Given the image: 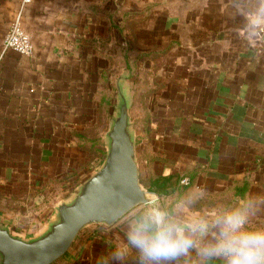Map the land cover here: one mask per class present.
Instances as JSON below:
<instances>
[{
    "label": "crops",
    "instance_id": "obj_1",
    "mask_svg": "<svg viewBox=\"0 0 264 264\" xmlns=\"http://www.w3.org/2000/svg\"><path fill=\"white\" fill-rule=\"evenodd\" d=\"M257 2L167 0L169 59L152 91L155 125L148 111L152 140L143 141L141 160L136 143L146 189L175 198L203 188L204 212L264 194V25L254 36L248 24ZM154 7L155 0H0V223L38 233L84 171L98 166L113 116L112 57L125 36L117 38L116 14L119 25L138 24ZM19 14L31 57L3 52ZM250 227H264V214ZM121 235L91 225L54 264H96Z\"/></svg>",
    "mask_w": 264,
    "mask_h": 264
},
{
    "label": "clouds",
    "instance_id": "obj_2",
    "mask_svg": "<svg viewBox=\"0 0 264 264\" xmlns=\"http://www.w3.org/2000/svg\"><path fill=\"white\" fill-rule=\"evenodd\" d=\"M254 35L264 25V0L248 21ZM205 190L192 187L175 198L130 195L109 209L108 227L121 241L96 264H264V227H250L264 214V194H242L204 212Z\"/></svg>",
    "mask_w": 264,
    "mask_h": 264
},
{
    "label": "water",
    "instance_id": "obj_3",
    "mask_svg": "<svg viewBox=\"0 0 264 264\" xmlns=\"http://www.w3.org/2000/svg\"><path fill=\"white\" fill-rule=\"evenodd\" d=\"M126 76L117 80L118 100L104 136L106 157L71 196L55 205L54 217L32 236L0 223V264H54L68 253L79 234L95 224L105 225L108 211L130 195L155 196L141 183L137 136L130 114Z\"/></svg>",
    "mask_w": 264,
    "mask_h": 264
},
{
    "label": "rangeland",
    "instance_id": "obj_4",
    "mask_svg": "<svg viewBox=\"0 0 264 264\" xmlns=\"http://www.w3.org/2000/svg\"><path fill=\"white\" fill-rule=\"evenodd\" d=\"M167 10V0H155L153 14L151 15L150 8L147 10L148 16H145L138 24L135 22L136 25L135 23H130L125 26L120 23V26L118 24L120 21L118 12L116 15L119 16L115 18L116 26L120 31H116L117 38L119 35L124 34L125 36L121 38V45H118L122 49L119 50L118 48L115 56L112 57V66L109 72L114 98L113 114L118 100L117 80L122 76H126L127 79L124 83L131 101L130 114L133 129L137 136V147L139 148L140 157L142 156L143 141L146 140L151 143L152 140L151 131L153 128L150 122L148 124L149 128L146 127L148 111H152V123L155 125V97H152L155 81H159L164 77L169 59L167 54L171 41L163 33L165 32L163 20L167 18ZM153 29L155 30V35L151 34ZM100 166L98 165L96 169L92 168L84 171L81 178L92 174Z\"/></svg>",
    "mask_w": 264,
    "mask_h": 264
},
{
    "label": "built area",
    "instance_id": "obj_5",
    "mask_svg": "<svg viewBox=\"0 0 264 264\" xmlns=\"http://www.w3.org/2000/svg\"><path fill=\"white\" fill-rule=\"evenodd\" d=\"M30 0H23L27 3ZM13 50L23 56L31 57L34 54V45L31 35L22 27L21 14L17 16L4 41L3 52ZM2 58V56L0 57ZM187 183L186 180L182 181Z\"/></svg>",
    "mask_w": 264,
    "mask_h": 264
},
{
    "label": "trees",
    "instance_id": "obj_6",
    "mask_svg": "<svg viewBox=\"0 0 264 264\" xmlns=\"http://www.w3.org/2000/svg\"><path fill=\"white\" fill-rule=\"evenodd\" d=\"M112 110H113V105H112ZM142 158L140 157V160H141ZM104 160H105V150H104V147L102 148V150H101V155H100V163L98 164V165H102L103 164V162H104ZM98 167V166H97ZM101 167V166H100ZM95 169H96V167H95ZM190 182H188L187 184H189ZM186 184V185H187ZM76 185H74V187H75ZM73 187V188H74Z\"/></svg>",
    "mask_w": 264,
    "mask_h": 264
}]
</instances>
